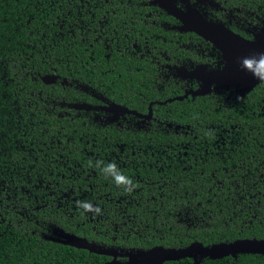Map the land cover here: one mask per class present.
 <instances>
[{
    "label": "trees",
    "instance_id": "1",
    "mask_svg": "<svg viewBox=\"0 0 264 264\" xmlns=\"http://www.w3.org/2000/svg\"><path fill=\"white\" fill-rule=\"evenodd\" d=\"M208 1L207 22L247 40L261 31L264 0ZM174 25L152 0H0V264L111 260L100 251L132 264L264 241V81L180 98L201 85L175 69L224 61ZM113 33L140 48L118 54ZM82 103L92 110L74 109ZM109 162L138 187L117 186L101 171ZM161 264H264V254L190 251Z\"/></svg>",
    "mask_w": 264,
    "mask_h": 264
},
{
    "label": "water",
    "instance_id": "2",
    "mask_svg": "<svg viewBox=\"0 0 264 264\" xmlns=\"http://www.w3.org/2000/svg\"><path fill=\"white\" fill-rule=\"evenodd\" d=\"M154 3L179 21L183 31H190L203 40L211 43L221 53L224 61V66L220 70H212L209 72H205L202 68H196L190 72L184 68L179 69V75L182 78L196 80L201 85L199 89L189 90L180 98H186L189 95H206L211 91L213 86H217L221 89L241 87L246 90H251L264 81L257 79L252 72L245 70L241 66L242 58L258 56L260 53H264V21L262 22L261 31L255 34L253 39L247 40L235 34L222 24L207 22L201 14L194 9L188 8L186 12H183L176 7L174 0H154ZM41 80L45 85H52L56 82L57 76L45 75ZM74 109L79 111L92 110L90 106L84 103L76 104ZM113 111L116 114L128 113L136 115L122 108L113 109ZM150 115L151 112L143 117H148ZM240 248L252 254H264V241L256 242L251 245H224L218 247L216 251L197 244H192L187 249L177 252L158 251L155 254H143L135 264H142L144 261L152 264H161L167 260L175 261L185 258L190 251L199 252L214 259H221L227 256L229 252L234 253Z\"/></svg>",
    "mask_w": 264,
    "mask_h": 264
},
{
    "label": "clouds",
    "instance_id": "3",
    "mask_svg": "<svg viewBox=\"0 0 264 264\" xmlns=\"http://www.w3.org/2000/svg\"><path fill=\"white\" fill-rule=\"evenodd\" d=\"M241 66L253 73L260 80H264V53L258 56L244 57L241 60ZM239 99V98H238ZM103 164L102 161L97 162V167ZM105 174L111 175L117 186L123 187L124 191L131 193L138 185L133 182L131 177L125 176L118 168L115 162H109L101 168ZM76 207L84 212H92L94 215H102V209L99 205H94L90 201H76Z\"/></svg>",
    "mask_w": 264,
    "mask_h": 264
},
{
    "label": "flooded vegetation",
    "instance_id": "4",
    "mask_svg": "<svg viewBox=\"0 0 264 264\" xmlns=\"http://www.w3.org/2000/svg\"><path fill=\"white\" fill-rule=\"evenodd\" d=\"M175 1V5H176V7L178 8V9H180V10H182L183 12H186V10L188 9V8H190V9H194V10H196L197 12H199L198 11V9L200 8L201 10H204V8L205 7H207L208 6V0H174ZM152 3H153V5H156L158 8H160L157 4H155L154 3V0H152ZM161 9V8H160ZM161 10H163V11H165L164 9H161ZM166 12V11H165ZM167 13V12H166ZM200 14H201V12H199ZM168 14V13H167ZM169 15V14H168ZM170 16V15H169ZM201 16L203 17V15L201 14ZM172 17V16H171ZM173 18V17H172ZM204 18V17H203ZM175 19V18H174ZM176 20V19H175ZM177 21V20H176ZM178 23H179V25H174L173 27H171V29L172 30H174V31H176V30H178L179 32H185V31H183L182 30V25H181V23L179 22V21H177ZM131 29H129L128 27L124 30V31H130ZM114 31V30H113ZM114 34V36L112 37V38H114L115 37V41H110L111 42V44L109 45V46H111L112 47V50H115L118 54H121V55H126V54H129L130 53V49H132L133 51H135V50H137L138 51V49L140 48L139 46H138V44L136 43V41L137 40H135V42L133 41L132 43H130V45H127L128 43L126 42L127 41V37H126V35H124V36H122L123 37V39H124V41H123V43H122V45H120L119 43H118V38H117V33H113ZM124 34V33H123ZM154 38H156V39H158V36L156 35V37L155 36H153ZM147 37H145L144 39H146ZM150 39H153L152 37H148L146 40H147V42H145V44L146 45H144L143 47L144 48H146L147 47V44H148V46L149 45H153V41H149ZM105 42H107V41H104L103 43H105ZM105 45H107L106 43H105ZM133 55H135V56H137V53H135V54H133ZM143 57H144V54L140 51V53H139V59H143ZM168 66V70L170 71L172 68H175L174 66H172V67H170V65H167ZM179 69L180 68H177V69H175L178 73H179ZM194 70V69H193ZM190 71H192V70H190ZM190 71H188V72H190ZM180 76V75H179ZM186 80H193V79H186ZM199 89V88H198ZM188 91V90H187ZM102 95H104L103 93H102ZM113 108H109L108 110H109V112H113L115 115H116V113L112 110ZM116 109H118V108H116ZM99 252V251H98ZM99 253H103V255H107V256H109V257H111V260H109V261H106L104 264H116V256L114 255V254H112V253H108V254H112V255H108V254H105L103 251H100ZM152 254H155V253H152ZM143 254H141L140 256H139V258H134L133 259V262H132V264H135V262H137L140 258H141V256H142ZM113 256H114V258H113ZM142 264H152V263H149V262H143Z\"/></svg>",
    "mask_w": 264,
    "mask_h": 264
}]
</instances>
